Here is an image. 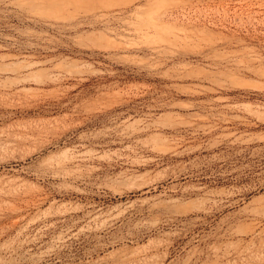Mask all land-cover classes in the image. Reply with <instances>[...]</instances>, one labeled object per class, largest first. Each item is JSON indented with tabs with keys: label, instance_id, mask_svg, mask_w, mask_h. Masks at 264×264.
Listing matches in <instances>:
<instances>
[{
	"label": "rangeland",
	"instance_id": "1",
	"mask_svg": "<svg viewBox=\"0 0 264 264\" xmlns=\"http://www.w3.org/2000/svg\"><path fill=\"white\" fill-rule=\"evenodd\" d=\"M2 189L0 264H264V0H0Z\"/></svg>",
	"mask_w": 264,
	"mask_h": 264
},
{
	"label": "bare ground",
	"instance_id": "2",
	"mask_svg": "<svg viewBox=\"0 0 264 264\" xmlns=\"http://www.w3.org/2000/svg\"><path fill=\"white\" fill-rule=\"evenodd\" d=\"M42 83H45V82H42ZM47 83V82H46ZM156 128V127H155ZM159 129V128H158ZM155 132V131H154ZM169 146V145H168ZM167 145H165V144H160V145H158V146H156V152H158L159 154H165V153H167V154H173L174 152H175V149L174 148H172V147H168ZM76 155V154H75ZM74 161V157H71V156H68V157H66V158H64V159H61V160H59V159H57V160H52V161H49L48 163H47V169L48 170H50L51 172H53L54 174H55V176H57V177H61V178H63V179H68L70 176H71V172H70V168L69 167H71V163ZM193 190L192 191H188V192H186L181 198H179V197H175V198H173L172 200H170V201H173V202H178V203H182V201H184L185 200V197L186 196H188V197H191L192 195H194V194H196V193H198V192H200V189L199 188H197V187H195L194 186V188H192ZM8 190V189H7ZM2 191H3V189L2 190H0V200L1 199H7V197L5 196L6 195V193H4V194H2L1 195V193H2ZM6 192H9V191H6ZM196 192V193H195ZM18 196H20V195H12L11 197H12V199H16V200H20V201H24L25 202V206L26 207H30V206H32V205H36L35 203V201L33 200L34 199V196H28V197H19L18 198ZM18 198V199H17ZM164 203H167V202H163V200H161V201H158V202H156V203H154V204H152L151 206V210H153L154 208L153 207H156L157 209V211L158 210H160V206L161 205H159V204H164ZM165 205V204H164ZM179 205H181V204H179ZM15 206V205H14ZM11 207H13V206H11ZM21 209V208H20ZM20 209H13L12 210V212L9 214V217L10 218H18V217H20L21 216V210ZM166 210V209H165ZM199 210V209H198ZM202 210V209H201ZM261 210L264 212V207L263 208H261ZM191 211H193V210H191V209H188V208H186V209H183V208H180V209H178V210H174V212L172 213V217L171 218H174V217H177V216H181V215H188V214H190V212ZM203 211V210H202ZM2 212V211H1ZM150 212V211H149ZM252 213V212H251ZM149 214V213H148ZM263 215H262V213L261 212H257V214H255V216H253V213L252 214H249L248 215V217L251 219V220H253V222L254 221H257L259 218H263L262 217ZM97 217V216H96ZM110 217V216H109ZM108 217V218H109ZM94 218H95V216H94ZM258 218V219H257ZM110 219V218H109ZM104 220V219H103ZM97 222H100V221H97ZM103 222V221H102ZM256 224V223H255ZM258 226V225H257ZM256 227V226H255ZM250 233V232H249ZM248 233V234H249ZM247 234V235H248ZM256 234V233H255ZM246 235V234H245Z\"/></svg>",
	"mask_w": 264,
	"mask_h": 264
}]
</instances>
